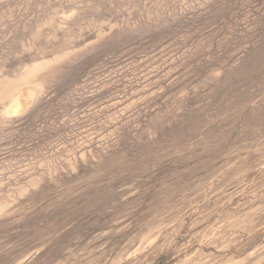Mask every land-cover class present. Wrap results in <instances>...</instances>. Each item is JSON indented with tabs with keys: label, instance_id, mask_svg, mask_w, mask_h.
<instances>
[{
	"label": "rangeland",
	"instance_id": "obj_1",
	"mask_svg": "<svg viewBox=\"0 0 264 264\" xmlns=\"http://www.w3.org/2000/svg\"><path fill=\"white\" fill-rule=\"evenodd\" d=\"M0 264H264V0H0Z\"/></svg>",
	"mask_w": 264,
	"mask_h": 264
}]
</instances>
